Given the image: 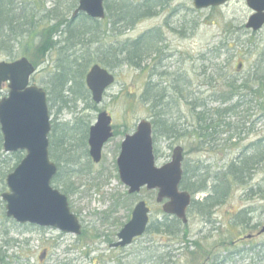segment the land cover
Returning a JSON list of instances; mask_svg holds the SVG:
<instances>
[{
    "label": "rangeland",
    "instance_id": "374dc122",
    "mask_svg": "<svg viewBox=\"0 0 264 264\" xmlns=\"http://www.w3.org/2000/svg\"><path fill=\"white\" fill-rule=\"evenodd\" d=\"M78 1L47 0L46 12L41 15L44 25L50 24L49 18L45 19L50 12L58 22L72 20V8ZM138 1L141 4L146 0ZM159 2L165 5L158 6L155 14L139 20L130 30L121 29V32H108L110 34L103 36L102 40L111 41L112 45L119 39L147 38L150 33H156L162 41L155 44L160 49L159 55L151 51L141 69L128 65L112 70L116 82L98 105L79 99L69 102L65 108L61 103L53 105L49 100L53 91V73L62 57L60 47L45 56L34 57L30 51L15 57L26 56L38 65L31 83L47 90L50 114L56 128L50 135V156L56 164L60 161V172L53 185L67 191L71 211L82 223L83 230L81 235L70 234L55 227L20 224L8 217L2 198L8 191L6 177L21 162L26 151L2 152L0 264H156L157 253H169L165 259L167 264H212L213 261L207 263L206 260L211 253H214L212 257L216 264H264V234L253 241L239 240L258 232L264 224V191H261L264 190V164L245 184L233 183L225 201L208 218L200 212L189 211L188 224L183 226L184 235L171 238L149 231L130 246L111 248L139 201L145 200L151 209L150 224L163 221L167 216L163 203L157 201L158 190L150 191L144 187L140 193L129 194L117 166L126 135H131L142 119L151 123L154 120L151 107L141 101L148 82L152 81L156 88L166 92L165 105L158 110L167 115L165 118L169 123L176 124L179 133H185L184 137L166 139L153 132L157 165L170 161L174 147L180 145L184 148L183 165L188 169V175L210 176L208 190L194 193L195 201L209 194L217 173L224 171L229 161L243 152H252V144L264 140V98L236 97L228 103H237L235 110L219 114L216 109L228 105L216 101L221 95L222 80L218 78L210 83V77L227 73L241 82L257 56L248 44L256 43L260 50L264 49V28L252 36L245 27L253 14L246 0H229L221 6L200 9L193 5V0ZM63 27L62 37H59L62 41L66 30L65 25ZM10 60L13 59L0 49V61ZM243 61L245 64L239 69L238 64ZM152 73L155 75L151 77ZM2 88V94L9 92L7 85ZM196 103L198 108L194 106ZM201 103H205V109L209 111L208 123L216 120L220 124L211 143H203L204 138H200L202 132L197 113H202ZM100 111L113 116L114 137L104 145L100 163H95L89 156L88 135ZM64 125L67 133L63 137ZM62 137L69 139L68 152L60 143Z\"/></svg>",
    "mask_w": 264,
    "mask_h": 264
},
{
    "label": "trees",
    "instance_id": "16d2710c",
    "mask_svg": "<svg viewBox=\"0 0 264 264\" xmlns=\"http://www.w3.org/2000/svg\"><path fill=\"white\" fill-rule=\"evenodd\" d=\"M46 2L47 0H0V49L9 58L15 59L17 54H29L30 51H32L31 54L34 57L38 55L45 56L52 49L60 47L59 53L62 57H60L59 66L53 73L51 84L53 85V91L50 93L51 98L49 99L53 102V105L61 103L66 108L69 106V102H76L79 99L86 102L87 100L92 101V104L96 105L85 83L89 68L96 63H100L111 71L128 65L141 69L145 59L149 58L152 52L156 53V56L160 53V49H157L155 44L162 40L156 33H150L147 38L139 37L135 41L128 38L125 41L119 39L115 45H112L111 41L106 39L102 40V38L105 33L121 32V29L130 30V27L136 25L139 20L155 14V9L158 6L165 5L164 2L146 0L140 4L138 0H114V2L106 0V17L104 20L92 19L83 12L78 17L71 18L72 20L62 19L58 22L57 17L51 16L50 12L45 18H49L48 22L50 24L45 26L44 18L41 15L42 12H46ZM76 6L77 4H74L72 9H75ZM56 19L57 21L52 23V20ZM64 25L66 27L65 38L62 41L59 37H62V31L65 29ZM256 33L251 32L252 36ZM248 48L255 52L257 56L254 63L250 65L246 78L241 82L230 73H227L228 75L218 74L217 78L210 77L211 84L214 80L217 81L218 78L222 80L221 95L216 98V101H220L221 105L230 103L236 97L237 99H245L246 95L255 99L264 98V49L260 50L256 43L248 44ZM31 62L38 66L34 60ZM154 75L152 73L151 77ZM166 96V92L156 88L152 81L146 84L141 96V101L149 105L155 113L152 121L154 133L166 139L184 137L185 133H179L176 124L169 123V120L165 118L167 115L163 112L160 113L158 110L165 105ZM236 104H228L225 108L220 106L221 108H217L216 112L223 114L234 111ZM262 105H264L263 102ZM194 106L198 108L199 104L196 103ZM201 111L202 113H197L202 132L200 138H204L203 143H211L210 140L213 139L220 124L216 120L208 123L207 114L209 111L205 109V103H201ZM52 128L53 130L56 129L53 122ZM66 129V125L62 126L63 137L67 133ZM73 130L75 129L73 128ZM210 130L212 133H209ZM63 137L60 143L65 146L64 149L68 152L70 142L68 138L64 139ZM85 137L87 138V136ZM86 144L87 142H85ZM252 146V152H243L236 159L229 161L224 171L217 173L211 184L209 194L202 200H193L189 209L190 212H200L208 218L212 211L225 201L233 183L245 184L250 180L254 171L264 164V140H259L253 143ZM2 152L5 151H3V135L0 130V155H3ZM54 152L53 157L55 158ZM19 157L18 154L17 158ZM57 165L60 168L59 160ZM183 175L180 184L183 190H188L192 195L208 190L209 175L206 177L202 174L190 173L189 176L187 168H184ZM63 191L67 193V191ZM261 191L264 190L261 189ZM164 219L150 224L147 232H157L164 237L171 238L178 237L182 233L184 235V225L181 219L170 215H167ZM168 255L169 253H157L155 256L156 264H167L165 259ZM214 260H212V264H216ZM173 264H178V262Z\"/></svg>",
    "mask_w": 264,
    "mask_h": 264
},
{
    "label": "water",
    "instance_id": "95a60500",
    "mask_svg": "<svg viewBox=\"0 0 264 264\" xmlns=\"http://www.w3.org/2000/svg\"><path fill=\"white\" fill-rule=\"evenodd\" d=\"M229 0H193L197 8L221 6ZM252 10L246 28L259 31L264 27V0H246ZM105 0H80L73 18L86 13L92 19H104ZM239 69L242 63L238 64ZM37 67L23 56L13 61H0V130L3 150L7 153L26 151L24 158L7 176L8 191L2 198L6 203V215L16 222L55 227L66 233L82 234V223L71 211L68 197L52 185L58 174V166L50 158L52 117L45 89L31 85ZM115 74L100 63L90 67L85 83L93 101L101 103L104 93L115 84ZM8 83L9 92L1 94V87ZM134 133L121 143L118 168L121 180L129 193H139L146 185L149 190L158 189V202L165 213L175 215L188 223L187 210L192 202L189 191L180 189L183 180L184 149L176 146L170 162L156 165L154 154L153 124L143 119ZM90 155L96 163L102 159L103 146L113 137L112 115L106 111L98 114L89 132ZM129 222L119 231L118 241L112 247L131 245L136 237L146 233L150 210L147 202H138ZM264 232V227L261 233ZM44 256V254H43ZM45 257V256H44Z\"/></svg>",
    "mask_w": 264,
    "mask_h": 264
},
{
    "label": "flooded vegetation",
    "instance_id": "af4514ba",
    "mask_svg": "<svg viewBox=\"0 0 264 264\" xmlns=\"http://www.w3.org/2000/svg\"><path fill=\"white\" fill-rule=\"evenodd\" d=\"M244 225H246V223H244ZM254 232V231H253ZM264 234V233H263ZM263 234H260V230L258 231V232H254V233H252V234H248V235H246V237H248V239H252V241L253 240H255V238H257V237H261V235H263ZM240 241H244V237H242V238H240L239 239ZM236 242V241H235ZM233 244H234V242H233ZM46 253V252H45ZM214 253H211V255L208 257V259L209 258H211L212 257V255H213ZM214 256V255H213ZM209 261V260H208ZM207 261V262H208Z\"/></svg>",
    "mask_w": 264,
    "mask_h": 264
}]
</instances>
